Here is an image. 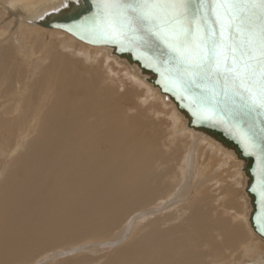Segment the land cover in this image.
<instances>
[{"label": "bare ground", "instance_id": "1", "mask_svg": "<svg viewBox=\"0 0 264 264\" xmlns=\"http://www.w3.org/2000/svg\"><path fill=\"white\" fill-rule=\"evenodd\" d=\"M82 3L0 0V43L10 28L19 38L15 46L13 38L8 37L4 42L8 46L0 51V264H34L49 250L105 242L108 238L110 245H121L113 259L108 258V264H204V252L208 264H264V240L250 224L246 162L222 141L188 127L186 116L137 65L110 48L86 45L60 29L43 25L73 8L79 10ZM45 37L57 42H45ZM71 40L81 44V51L90 54L93 61L100 53L108 55L117 68L146 83L148 94L159 95L161 102L173 107L180 122L173 124L176 133L172 130L167 134L164 146L159 139L144 137L143 129L155 128L156 124L148 110L137 105L136 91L130 90L125 96L116 93L103 74L101 60H96V66L80 69L79 65H86L85 58L75 60L55 50L70 48ZM17 59L23 64L17 66ZM38 74L46 80L35 101L31 93ZM70 91L76 92L73 98ZM114 97L131 98L134 109L125 111ZM150 99L155 110L161 111L158 101ZM91 117L93 122H89ZM3 143L8 144L6 151ZM175 159L178 163L172 169L170 163ZM225 168L229 170L220 171ZM164 182L166 191L170 185L176 188L157 208L174 207L177 212L168 224L174 226L181 219H189L195 229L192 235L188 231L190 236L183 234L175 239L173 235L174 239L168 240L173 232H160L155 236L160 239L155 247L154 242L145 241L147 236L138 238L135 232L130 233L137 218L130 228H121L122 237H108L130 212L161 197L162 190L159 193L157 187ZM204 185L211 188L205 186L199 192ZM211 193L214 197L210 202L207 197ZM183 200L189 205L182 206ZM242 210L245 226L239 222ZM154 212L148 209L139 218ZM187 241L193 243L197 253L186 249L184 243L177 245ZM214 247H221L222 258L213 255L217 253ZM236 256L238 259L233 260Z\"/></svg>", "mask_w": 264, "mask_h": 264}, {"label": "snow or ice", "instance_id": "2", "mask_svg": "<svg viewBox=\"0 0 264 264\" xmlns=\"http://www.w3.org/2000/svg\"><path fill=\"white\" fill-rule=\"evenodd\" d=\"M91 24L151 51L186 92L226 113L264 160V0H96ZM259 119V125L256 119ZM264 178V165L260 167ZM264 195V179H262ZM264 219V217H262Z\"/></svg>", "mask_w": 264, "mask_h": 264}, {"label": "rangeland", "instance_id": "3", "mask_svg": "<svg viewBox=\"0 0 264 264\" xmlns=\"http://www.w3.org/2000/svg\"><path fill=\"white\" fill-rule=\"evenodd\" d=\"M2 22H3V20H2ZM2 22L0 21V27L2 26V24H1ZM8 32L5 35L6 39H4L0 43V51H3L8 46V44L4 43V42H6L8 40V37H10V36L13 38V41L16 42V44H14V45L15 46L18 45V42H19V40H17V39H19L18 38V34L17 35L14 34L15 32H14L13 28H10ZM48 40L52 41V39H50V37H48ZM48 40L45 37V42L48 41ZM55 42H57V40L53 39L51 44L55 43ZM71 44L73 46H70V48L69 47L67 49L56 48L55 50L61 51L62 53H64L65 55L70 56L71 58L75 57V60H79L78 58H85L86 65H85V67L82 66V65H79L80 69L81 68L86 69L88 67V65L91 66L92 64H94L96 66V60H101L102 61L101 68L104 71L103 74L106 77V80L109 81L112 84V88L115 91H117L116 93L117 94H123L122 96H125V95H127L128 91H130V90L136 91L138 93V97H137V103L138 104L137 105H139V107H141V108L145 107L148 110L147 113H148L149 117L151 118L152 122H154L156 124V125H153L155 128H152V126L151 127L149 126L147 129H143L144 137L145 138L148 137L147 139L152 140V141H158V139H159V142H160L161 146H164L163 141L167 137V134L172 132V130H173L172 133H174V131H175L174 130L175 127L173 126V124L180 122V121H177L178 118L176 117V111H174L173 107H168V106L165 105L164 102H161V100H160L161 97L159 95H157L158 96L157 97V96L150 95L151 93L148 94V91L145 89V86H147V87H149V86L146 83H144V82L142 83L140 81H135L134 77H132V75L128 71H124L121 68H117L115 66V64L113 63V59L111 57H109L108 55H106L104 53H100V55H97V57H95L96 60L93 61V59H92L90 54H87L86 52H82L81 51V47H80L81 44H79V43H77L75 41H72V40H71ZM87 48L91 49L90 47H87ZM103 52H105V51H103ZM17 60L19 61V62L17 61V66H20V65L23 64L21 59H17ZM27 64H28V62L25 63V70L27 68ZM8 65L10 66L11 64L8 63ZM110 66L111 67L113 66L114 69L111 70ZM14 67H12V68H14ZM10 73L15 75V70L14 69H10ZM13 75H9L10 79H12V80L14 79ZM28 75H29V77H31V74H28ZM37 76H39V77L35 78L33 93H31L32 96H33V100H35V101H38V95L41 94L42 89H43L42 83L44 82V80H46L44 75L42 76V75L38 74ZM0 79H1V77H0ZM30 79L31 78H29V80ZM39 90H40V92L38 93ZM70 93H71L70 94L71 96L73 95L71 98H73L76 95L75 91H70ZM77 95H79V97H80L82 94L78 91ZM150 98H154V99H156L158 101L159 105L162 108L161 111H156L158 109H156L154 107V101H153V99H150ZM114 99H116V101L121 103V107L125 111L129 112L130 110L134 109L133 105L135 103H133L131 98H129V100H127V98L114 97ZM148 99H150L149 102H145ZM135 101H136V99H135ZM148 106H150V107H148ZM84 109H87L88 111L90 110V108H84ZM84 109L79 111L77 116L79 114H82ZM68 114L70 115V113H68ZM173 115L176 118H174ZM93 121H94V117L89 118V122H93ZM153 129H157L156 130L157 132L152 133L151 131H153ZM175 133H176V131H175ZM1 134H2V127L0 126V136H1ZM187 136L190 137V135L188 133H187ZM190 139L191 140H190L189 143L192 142V138H190ZM0 145H1V140H0ZM3 147L5 148V151H6V149L8 148V144L7 143H3ZM163 151H172V150L171 149L170 150H165L164 149ZM163 155H165V154H163ZM176 163H178V161L176 159L173 162L170 163V165L172 166V169L174 168V165ZM5 164L8 165V163H6V162H5ZM228 170H229V168H225V169L220 170V171L223 172V171H228ZM229 173L231 174L230 171H229ZM179 178H178V180H179ZM166 185H167V182L166 183L164 182L163 186H158L157 187L159 189V193L162 190L161 191V194H162L161 197H159L160 195H158L156 199H153L152 202L149 205L143 206L142 209H136L137 208L136 207L135 208L136 210L130 212L125 217V219L123 220L121 225L117 228V230H112L108 237H110V238L117 237V236L122 237L121 236V228H123L125 230L130 228L132 222L134 220H136L137 218L138 219L135 222V224H133V227H132L130 233L135 232L137 234L138 238H140L141 235L142 236H147L148 238L150 237L149 239H151V240L146 238L145 241L151 242V244L154 242L152 245H155V247L159 246V244L157 246H156V244L160 243V239L158 241V237H155V236H159L157 233H160V232H167V231L171 230L173 233H172V235H171V233L168 234L169 235L168 236V240L171 239V237L173 238L174 236H175V239H178L183 234L187 236L189 232L192 235L195 229L193 228V226H190L191 223L189 222V219H186V217H185L186 220H184V219L182 220L181 219L174 226H171V225L168 224V221L173 219L174 216H175V213L177 212V210L174 209V207L166 208L165 210L164 209L159 210V208H157V207L160 206L161 202L165 201L167 199V197L172 195L173 191L176 188L175 186L170 185L169 189H167V191H166V189H165ZM205 186L206 187L208 186V187L211 188V185H204L202 188H200L199 192H201L204 189ZM221 189H223V187ZM197 194L198 193H194L193 196H195ZM213 197H214V193H211L207 197V199L211 202V199ZM187 203H188V200H187V202H185L183 200L181 205L182 206H187V205H189L190 202L188 204ZM138 207H140V206H138ZM151 207H153L154 209L151 208ZM147 208L150 209V210H155L156 212H154L150 216H147V217L144 216V217H140L139 218V216L143 213V211L148 210ZM155 221H157V222H155ZM153 222H155V223H153ZM239 222H241L242 225H244L243 210H242V216H239ZM165 224H166V226H165ZM182 226H183V228H182ZM184 226H185V229H184ZM188 226H190L193 230L190 229V227L188 228ZM178 227L182 228L183 231L180 230L178 232H174V229L175 228L177 229ZM130 233H129V235H130ZM152 233H153V235H152ZM149 234H150V236H149ZM247 235L249 237H251L249 233ZM128 236L125 238V240H122V241L125 242L126 239L128 238ZM188 236H190V235H188ZM108 239L105 240V242L104 241H100L99 243L95 242V244L94 243H87L86 244V243L83 242V243L77 244V245H81L82 244L81 246L74 245L76 247L59 248V249L49 250L47 252H44L39 258H37L35 260L34 264H108L109 263L108 262V258L111 261V259H113V255L115 254L114 252H116L118 247H121V245L120 246H114L115 244H111L110 245L108 243ZM152 239H153V241H152ZM188 242H190V243L188 244ZM183 243H184V245H187L186 246L187 248L185 247L186 249H188L189 251L191 249V251L193 253H197V252H195L197 249H194V245H193V243L191 241L178 242L177 245L181 246V244H183ZM92 245H94V246H92ZM97 245H99V246H97ZM192 245H193V247H192ZM189 246H191V247H189ZM153 248H154V246H153ZM153 248L151 250H153ZM212 249H210L209 251H211ZM221 251H222L221 247L220 248L214 247L213 252H217V253H213V255L214 256H221V258H222ZM203 255H204L205 259H206L204 264L210 263V261H208V259L206 258V256H207L206 252H204ZM237 259H238V256H236L233 260H237ZM240 260H242V258Z\"/></svg>", "mask_w": 264, "mask_h": 264}, {"label": "water", "instance_id": "4", "mask_svg": "<svg viewBox=\"0 0 264 264\" xmlns=\"http://www.w3.org/2000/svg\"><path fill=\"white\" fill-rule=\"evenodd\" d=\"M82 7L73 8L66 15H61L55 20L45 21L43 25L48 28L60 29L79 42L89 46L107 47L117 56L127 59L138 66L140 70L151 76V82L159 92L168 97L177 110L186 116L188 127L196 129L215 137L225 145L232 148L239 159L246 162V175L249 179L246 193L251 200L252 212L250 215L251 228L264 240V195H262V178L260 167L264 160L258 155H249L242 143V133L246 124L237 128L230 123L228 114L213 110L199 102V99L190 92L184 91L176 82L171 66L161 64L154 59L151 51L138 48L135 43L124 40L120 42L113 36L105 34L91 24L97 12L96 0H82ZM259 125V119H256Z\"/></svg>", "mask_w": 264, "mask_h": 264}]
</instances>
